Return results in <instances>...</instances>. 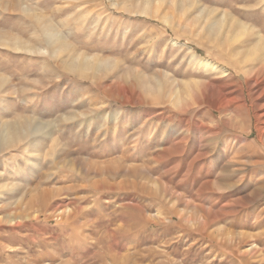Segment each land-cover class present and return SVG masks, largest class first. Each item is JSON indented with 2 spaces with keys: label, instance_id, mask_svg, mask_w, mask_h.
I'll use <instances>...</instances> for the list:
<instances>
[{
  "label": "rangeland",
  "instance_id": "374dc122",
  "mask_svg": "<svg viewBox=\"0 0 264 264\" xmlns=\"http://www.w3.org/2000/svg\"><path fill=\"white\" fill-rule=\"evenodd\" d=\"M263 134L264 0H0V264H264Z\"/></svg>",
  "mask_w": 264,
  "mask_h": 264
},
{
  "label": "bare ground",
  "instance_id": "6f19581e",
  "mask_svg": "<svg viewBox=\"0 0 264 264\" xmlns=\"http://www.w3.org/2000/svg\"><path fill=\"white\" fill-rule=\"evenodd\" d=\"M242 100H243V99H242ZM260 118H261V117H260ZM8 129H9V128H8ZM8 129H7V130H8ZM10 129H11V128H10ZM8 132H9V131H8ZM263 135H264V134H263ZM8 136L10 137V135H8ZM7 139H8V137L5 135L4 142H5ZM262 141H264V140H262ZM263 144H264V143H263ZM263 144H262V145H263ZM229 169H230V168H229ZM117 260H118V259H117ZM109 263H110V262H109ZM110 264H111V263H110Z\"/></svg>",
  "mask_w": 264,
  "mask_h": 264
}]
</instances>
